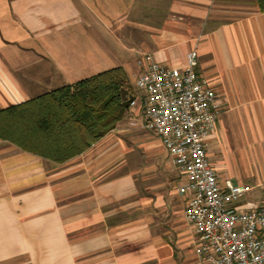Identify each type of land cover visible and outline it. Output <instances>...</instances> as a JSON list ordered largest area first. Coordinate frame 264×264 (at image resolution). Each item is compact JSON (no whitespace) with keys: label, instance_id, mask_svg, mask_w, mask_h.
<instances>
[{"label":"crops","instance_id":"obj_1","mask_svg":"<svg viewBox=\"0 0 264 264\" xmlns=\"http://www.w3.org/2000/svg\"><path fill=\"white\" fill-rule=\"evenodd\" d=\"M190 50L220 109L210 165L220 183L250 188L238 207L256 205L264 13L255 0H0V110L115 67L134 78L143 55L182 67ZM129 121L62 163L0 140V264H196L179 173L159 139L127 130ZM238 155L249 157L250 173ZM163 168L176 174L175 203L160 183L137 187Z\"/></svg>","mask_w":264,"mask_h":264},{"label":"built area","instance_id":"obj_2","mask_svg":"<svg viewBox=\"0 0 264 264\" xmlns=\"http://www.w3.org/2000/svg\"><path fill=\"white\" fill-rule=\"evenodd\" d=\"M196 64L195 50L182 67L161 65L150 55L138 59V93L127 106L136 115L129 126L154 134L179 173L176 192L186 197L184 219L196 237V264H264V182L258 204L241 208L250 188L218 181L207 141L220 109Z\"/></svg>","mask_w":264,"mask_h":264},{"label":"trees","instance_id":"obj_3","mask_svg":"<svg viewBox=\"0 0 264 264\" xmlns=\"http://www.w3.org/2000/svg\"><path fill=\"white\" fill-rule=\"evenodd\" d=\"M264 13V0H255ZM122 67H115L0 110V140L62 163L100 140L123 119L132 95Z\"/></svg>","mask_w":264,"mask_h":264},{"label":"rangeland","instance_id":"obj_4","mask_svg":"<svg viewBox=\"0 0 264 264\" xmlns=\"http://www.w3.org/2000/svg\"><path fill=\"white\" fill-rule=\"evenodd\" d=\"M145 7H150L151 8L152 5H149L148 4ZM133 46L134 45H133L132 39H131V41H130V48H131V50H132V47ZM122 56L125 59H128L129 61L135 59V55L132 52H129V53L123 52ZM140 58H138V59H140ZM137 60H136V62H137ZM129 80H130V84H132V87H133L132 95L131 96H137L138 89H137L136 85L134 84V78L129 77ZM135 115H136L135 113L131 114L130 111H129V109L126 108V112H125V115H124L123 119L130 120L132 118V116H135ZM127 127H128L127 130L129 128H131L130 126H128V124H127ZM140 137H142V138L144 137V138H146V140H151V138H149L148 136H146V134H143ZM236 161H238V163H240V165L238 164V168L240 167L239 170L243 171V168L247 167L246 169H248V170H245V171H249V173H250L252 167H251V164H250L251 161L249 160V157H247V156L241 157V156L238 155V156H236ZM144 163H145V161H144ZM166 169L163 168L160 172L158 170H156L157 171V174L156 175L146 174L142 178H140L141 177L140 176L137 179V181H136L137 183L136 184H137L138 189L139 190H142V188L148 187L151 184L160 183V189H163L162 191H164V192L167 190L168 193H170V195H171V199L170 198L169 199L173 203H175L177 200H172V199H173V196L176 195V193H175V188L177 186L176 174L174 172L172 173V172L168 171V168H166ZM232 182L235 183L236 181L234 179H232ZM139 194H141V191H139ZM259 197H260V192L258 193V191L257 192L255 191V194H254L253 198L254 199L255 198L257 199ZM179 208H180V205L177 207V209H179ZM180 224H183V222L180 221L179 222V225ZM186 232H187L186 236H188V230L187 229H186Z\"/></svg>","mask_w":264,"mask_h":264},{"label":"water","instance_id":"obj_5","mask_svg":"<svg viewBox=\"0 0 264 264\" xmlns=\"http://www.w3.org/2000/svg\"><path fill=\"white\" fill-rule=\"evenodd\" d=\"M131 100H132V96H129L128 99L122 103L123 108L126 109L127 106H128V103H129Z\"/></svg>","mask_w":264,"mask_h":264}]
</instances>
